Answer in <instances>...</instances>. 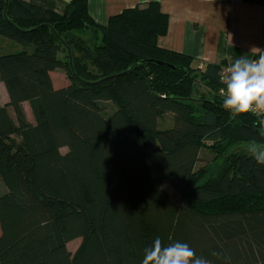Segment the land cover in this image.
<instances>
[{
	"label": "trees",
	"instance_id": "trees-1",
	"mask_svg": "<svg viewBox=\"0 0 264 264\" xmlns=\"http://www.w3.org/2000/svg\"><path fill=\"white\" fill-rule=\"evenodd\" d=\"M167 25L158 1L102 25L87 0L62 13L0 0V35L21 47L0 55V264H141L156 237L210 264H264V165L232 150L264 143L258 118L222 108L224 62L157 45ZM203 145L213 156L195 169Z\"/></svg>",
	"mask_w": 264,
	"mask_h": 264
},
{
	"label": "crops",
	"instance_id": "crops-1",
	"mask_svg": "<svg viewBox=\"0 0 264 264\" xmlns=\"http://www.w3.org/2000/svg\"><path fill=\"white\" fill-rule=\"evenodd\" d=\"M23 1L62 13L70 0ZM87 1L89 14L102 25L107 23L109 17L124 9L158 1L162 12L168 17V25L165 34L158 37L157 45L190 55L198 68L221 62L227 66L229 58L252 57L256 54V50L251 52L253 47L264 48V5L261 4L245 0ZM24 111L32 122L25 108Z\"/></svg>",
	"mask_w": 264,
	"mask_h": 264
},
{
	"label": "clouds",
	"instance_id": "clouds-1",
	"mask_svg": "<svg viewBox=\"0 0 264 264\" xmlns=\"http://www.w3.org/2000/svg\"><path fill=\"white\" fill-rule=\"evenodd\" d=\"M231 36V35H230ZM232 45V38L230 40ZM256 50L252 57L240 56L229 58L223 69L219 89L223 98L222 108L233 118L241 114H252L258 118L259 135L264 137V49ZM247 151L258 165H264V143L252 140L247 144ZM219 257L221 254L212 253ZM141 264H210L203 256H197L189 244L175 241L164 245L159 237L144 249Z\"/></svg>",
	"mask_w": 264,
	"mask_h": 264
},
{
	"label": "rangeland",
	"instance_id": "rangeland-1",
	"mask_svg": "<svg viewBox=\"0 0 264 264\" xmlns=\"http://www.w3.org/2000/svg\"><path fill=\"white\" fill-rule=\"evenodd\" d=\"M20 49H21V47L19 44L15 43L11 40H8L5 37L0 35V55H4L7 53H13V52L19 51ZM59 56H64V53L61 52L59 54ZM194 75L196 76L198 81L202 84L201 91L206 92L207 87L203 83L200 73L196 72V73H194ZM51 79H52L53 86L56 88L61 87V86H65L66 84H68V80H67L64 72L60 69H57V70L51 72ZM7 100H8V97H7L5 87H4L3 83L0 82V103L3 104ZM106 105H107V107L105 108V111L108 112L112 109L113 105L111 104V102L106 103ZM24 108H25L26 112L28 113L29 118H31L33 120V118L31 117L32 114H30V109H29L27 103H24ZM9 113H10L11 117L14 119L12 111L10 108H9ZM171 124H172V119H171V115L169 113L163 114L162 117L159 119V127L160 128L169 127ZM248 143L249 142H240L232 150H235L237 152L248 153V151H247V144ZM60 150H61V152H65L66 148L63 147ZM212 156H213V152H212L210 147H208L207 145L201 146L199 149V152H198V159L195 163L194 168L197 169L199 167L206 165L211 160ZM162 186L169 192L172 199L178 203L179 202L178 193L170 185H168L166 182H163ZM0 188L3 189L2 184H0ZM80 242H81V239L77 238V239H73L67 243V245H66L67 249L70 251L71 254H73L76 251V249L80 245Z\"/></svg>",
	"mask_w": 264,
	"mask_h": 264
},
{
	"label": "built area",
	"instance_id": "built-area-1",
	"mask_svg": "<svg viewBox=\"0 0 264 264\" xmlns=\"http://www.w3.org/2000/svg\"><path fill=\"white\" fill-rule=\"evenodd\" d=\"M225 67H227V66H223V67L221 68V70H220V76H221V74L223 73V69H224ZM221 87H224V85H222ZM218 92H219V91H218Z\"/></svg>",
	"mask_w": 264,
	"mask_h": 264
},
{
	"label": "water",
	"instance_id": "water-1",
	"mask_svg": "<svg viewBox=\"0 0 264 264\" xmlns=\"http://www.w3.org/2000/svg\"><path fill=\"white\" fill-rule=\"evenodd\" d=\"M157 63H159V64H164L163 62H157ZM165 65H167V66H170L171 67V65H169V64H165Z\"/></svg>",
	"mask_w": 264,
	"mask_h": 264
}]
</instances>
